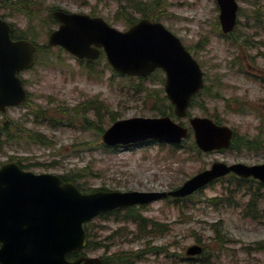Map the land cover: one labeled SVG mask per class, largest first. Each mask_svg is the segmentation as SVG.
<instances>
[{
	"label": "rangeland",
	"instance_id": "obj_1",
	"mask_svg": "<svg viewBox=\"0 0 264 264\" xmlns=\"http://www.w3.org/2000/svg\"><path fill=\"white\" fill-rule=\"evenodd\" d=\"M25 1L0 6V15L45 50L40 63L21 75L31 102L0 114V121L19 127L13 141L0 145V167L21 160L31 172L73 177L91 190L168 192L216 161L264 163V0H238L239 24L230 37L220 31L216 0H138L160 10L161 23L204 69L210 96L198 98L191 116L218 118L238 134L236 150L199 154L190 152L191 142L180 150L160 143L107 148L102 133L113 116H153L168 106L164 92L145 101L143 86L134 90L135 81L119 77L106 58L88 65L48 46L58 28L50 20L54 9L102 17L124 30L126 17H140L126 0ZM159 79L146 87L160 90ZM36 106L45 109L46 119L35 116ZM33 134L38 138L32 140ZM245 138L258 139L261 148L243 149ZM136 213L150 226L126 220ZM91 231L95 245L87 255L105 257L106 264H264V249H254L264 242V185L230 177L184 202L163 200L100 217ZM195 244L205 253L192 260L185 252Z\"/></svg>",
	"mask_w": 264,
	"mask_h": 264
},
{
	"label": "water",
	"instance_id": "obj_2",
	"mask_svg": "<svg viewBox=\"0 0 264 264\" xmlns=\"http://www.w3.org/2000/svg\"><path fill=\"white\" fill-rule=\"evenodd\" d=\"M221 22L225 32L236 23L235 0H219ZM224 11V12H223ZM61 27L50 38V45H61L81 58L96 59L97 48L104 47L114 68L128 75L147 76L156 68L166 70V91L176 106V114L187 113L190 100L203 85L198 64L181 42L161 24L142 20L129 32L111 28L101 18L56 12ZM12 28L0 19V110L22 104L26 93L17 72L33 65L36 47L25 40L14 41ZM93 45L95 47H93ZM198 146L204 151L226 148L232 131L207 118H194ZM189 130L170 117L132 118L116 122L103 136L108 145L131 144L158 139L180 143ZM235 172L254 176L264 182V165L228 167L215 163L210 170L188 181L171 193L97 192L82 194L72 183H64L55 175H35L23 171L15 163L0 169V263L1 264H100L99 259L80 257L74 262L66 258L86 245L83 223L102 212L118 207L146 204L167 195L186 196L212 180ZM202 250L193 247L189 255Z\"/></svg>",
	"mask_w": 264,
	"mask_h": 264
},
{
	"label": "trees",
	"instance_id": "obj_3",
	"mask_svg": "<svg viewBox=\"0 0 264 264\" xmlns=\"http://www.w3.org/2000/svg\"><path fill=\"white\" fill-rule=\"evenodd\" d=\"M23 4H26L25 0H14V5L15 6L23 5ZM130 5L132 6V8L137 10L136 14H142L143 17H150V18L152 17V19H154V18H157L159 16L158 11H154L152 9H149L150 6H149V8L143 9V8L139 7L140 6L139 3L130 4ZM121 6H122V4H121ZM126 20L129 23V25H132L133 23L136 22V19L133 18V16H129ZM94 109H96V107H94ZM172 111H173L172 106L169 104L166 109L160 110L159 112H161L162 114H166L167 115V114H171ZM45 115H46L45 113L42 114L43 117ZM16 128H18V126L14 125V124H11V122H6V120L5 121H0V145H4L5 143L13 141L16 138V133H15ZM30 138L32 140H35V139L38 138V135L37 134L36 135H32ZM192 148L194 150H196V148H195V146L193 144H192ZM259 185H261V184H259ZM129 212L130 213H134V210L130 209ZM116 213H119V211H116L115 214ZM126 219H132L134 222H139L141 225L144 222L147 221L146 219L142 218L141 216L138 217L135 214H133L131 216H127ZM153 226L155 227L156 225H153ZM87 230H88V228H87ZM88 233H89V230H88ZM92 246H93V243H92V241H90L88 243L87 249L90 250L92 248ZM116 261H118V260H116ZM104 264H106V259H104Z\"/></svg>",
	"mask_w": 264,
	"mask_h": 264
},
{
	"label": "bare ground",
	"instance_id": "obj_4",
	"mask_svg": "<svg viewBox=\"0 0 264 264\" xmlns=\"http://www.w3.org/2000/svg\"><path fill=\"white\" fill-rule=\"evenodd\" d=\"M216 2L218 3V8H220V10H222V7H221V5H220V3H219V0H216ZM224 12V11H223ZM220 16H221V14H220Z\"/></svg>",
	"mask_w": 264,
	"mask_h": 264
}]
</instances>
